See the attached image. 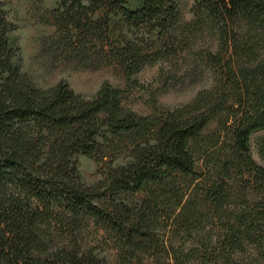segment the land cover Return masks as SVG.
Masks as SVG:
<instances>
[{
  "label": "trees",
  "instance_id": "16d2710c",
  "mask_svg": "<svg viewBox=\"0 0 264 264\" xmlns=\"http://www.w3.org/2000/svg\"><path fill=\"white\" fill-rule=\"evenodd\" d=\"M130 1L138 9L126 10ZM116 12L123 28L112 37ZM50 14L66 54L92 53L127 78L176 55L192 23L208 18L217 84L152 115L125 109L107 84L90 97L63 81L36 87L13 63L15 26L0 7V264H109L99 236L122 264H143L144 255L184 264L209 254L175 240L209 225L224 264H236L231 253L246 246L264 261V196L247 199L248 190L264 193V167L249 144L264 128V60L256 56L264 0H200L193 22L183 21L177 0H59ZM214 119L216 129L203 134ZM105 150L126 161L108 162L103 180L85 186L77 156L103 160ZM138 192L134 203L120 198Z\"/></svg>",
  "mask_w": 264,
  "mask_h": 264
},
{
  "label": "rangeland",
  "instance_id": "374dc122",
  "mask_svg": "<svg viewBox=\"0 0 264 264\" xmlns=\"http://www.w3.org/2000/svg\"><path fill=\"white\" fill-rule=\"evenodd\" d=\"M177 2L183 21L193 22L200 0ZM58 4L59 0H0V7L7 20L15 26L8 35L9 45L14 51L13 63L36 87L49 88L63 81L75 93L90 97L107 84L121 91V104L125 109L138 115H152L190 104L199 92L210 90L217 84L216 71L206 58L207 53L214 54L218 50L216 33L208 18H204L201 23H192L191 33L180 43L181 48L176 55L166 61L158 60L146 65L127 78L120 68L104 64L92 53L84 57L81 53L64 52L50 14ZM138 7L137 2L130 1L125 9L130 11ZM122 28V12L111 14L110 36H116ZM256 54L257 61L264 60V47L257 50ZM217 125L218 120H212L203 134L213 132ZM249 144L251 157L264 167V128L250 135ZM106 153L108 157H103L106 163L99 157L77 156L79 175L85 186L103 180L108 162H111L112 167H117L126 161L125 153L112 150ZM110 157H113L112 161ZM232 183L235 189L239 185L237 181ZM253 195L262 198L264 193L248 190L247 199H252ZM143 196V193L138 192L122 195L120 198L134 203ZM159 233L167 237L162 231ZM216 234V229L209 225L203 233L175 240V245L183 241L187 248H197L200 253L205 248L209 254L200 259L192 258L184 264H224L222 259L217 258V254L214 255L217 247ZM206 236L209 237L208 241ZM200 239L203 242L200 243ZM97 240V248L109 264H122L109 242L100 236ZM245 249V254L238 249L231 253L236 264H264L254 247L246 246ZM142 263L155 264L148 255L143 256ZM170 263L169 259H163L157 264Z\"/></svg>",
  "mask_w": 264,
  "mask_h": 264
}]
</instances>
